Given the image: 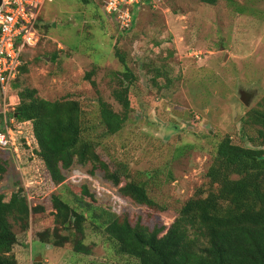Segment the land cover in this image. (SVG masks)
Returning <instances> with one entry per match:
<instances>
[{
	"label": "rangeland",
	"instance_id": "rangeland-1",
	"mask_svg": "<svg viewBox=\"0 0 264 264\" xmlns=\"http://www.w3.org/2000/svg\"><path fill=\"white\" fill-rule=\"evenodd\" d=\"M103 7V0L45 5L40 43L23 57L27 70L18 77L20 90L36 89L48 101L79 102L86 128L99 120L100 98L122 112L112 95L120 78L116 74L123 71L116 50L126 57L136 81L123 129L104 139L98 137L101 130L90 131L100 140L97 152L108 168L76 164L56 186L36 152H13L0 194L10 198L24 191L31 208L45 209L31 214L27 231L14 225L18 264H138L116 254L104 230L90 222L84 243L93 247L91 255L75 253L71 241L61 248L35 241L45 231L71 234L55 222L52 196L77 207L76 194L87 200L80 194L87 186L96 205L128 214L133 225L141 221L167 231L183 205L199 189L207 190L206 175L221 140L230 137L246 148L259 145L250 141L258 127L245 122L264 98V0H218L216 5L143 0L134 6L127 31ZM13 91L18 95V89ZM4 158L9 157L1 154ZM118 168L129 178L116 186L107 180L106 169ZM132 181L144 184L159 207L123 195L121 188Z\"/></svg>",
	"mask_w": 264,
	"mask_h": 264
},
{
	"label": "trees",
	"instance_id": "trees-1",
	"mask_svg": "<svg viewBox=\"0 0 264 264\" xmlns=\"http://www.w3.org/2000/svg\"><path fill=\"white\" fill-rule=\"evenodd\" d=\"M217 1L202 0L207 5H216ZM42 20L40 16L39 30L43 28L39 26ZM115 57L123 71L116 74L120 78L112 95L122 112H116L100 98L99 120L91 128L85 127L79 102L48 101L39 97L36 89L20 90L19 78L13 84V88L19 90L14 115L28 128L29 141L24 139V151L37 153L53 185H62L67 179L65 171H71L76 164L91 162L94 167L108 168L97 152L100 140L93 139L90 131L101 130L98 137L104 139L123 129L131 111L130 86L136 81L126 57L118 50ZM26 70L23 65L21 73ZM91 83L96 86L95 82ZM248 117L245 124L258 127L256 138L250 141L259 145L246 148L234 144L230 137L221 140L206 175L207 190L199 189L183 205L167 231L165 227L150 229L141 221L133 225L128 214L116 215L96 205L95 194L85 186L80 194L88 199L76 194L77 207L61 196L51 198L55 222L71 234L63 237L57 230L45 231L41 238L36 236L34 240L59 248L71 241L75 253L91 255L93 247L84 243L85 224L90 222L104 230L116 254L135 259L138 264H264V98ZM1 154L9 158L0 159V183L7 173L10 158L15 159L9 150L0 148ZM106 178L117 186L122 178L129 176L119 168L113 172L106 169ZM121 193L139 205L159 207L142 183L128 182ZM44 211L42 206L31 208L24 191L14 192L10 198L0 194V264H18L13 252L18 243L14 225L27 231L31 214Z\"/></svg>",
	"mask_w": 264,
	"mask_h": 264
},
{
	"label": "built area",
	"instance_id": "built-area-1",
	"mask_svg": "<svg viewBox=\"0 0 264 264\" xmlns=\"http://www.w3.org/2000/svg\"><path fill=\"white\" fill-rule=\"evenodd\" d=\"M57 1L2 0L0 6V148L16 155L25 152L23 141L29 137L26 123L18 122L14 115L19 97L13 93V84L21 74L24 54L40 43L37 23L45 5ZM141 1L103 0V8L127 31L133 26V8Z\"/></svg>",
	"mask_w": 264,
	"mask_h": 264
},
{
	"label": "water",
	"instance_id": "water-1",
	"mask_svg": "<svg viewBox=\"0 0 264 264\" xmlns=\"http://www.w3.org/2000/svg\"><path fill=\"white\" fill-rule=\"evenodd\" d=\"M2 0H0V6H1Z\"/></svg>",
	"mask_w": 264,
	"mask_h": 264
}]
</instances>
